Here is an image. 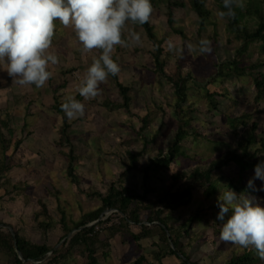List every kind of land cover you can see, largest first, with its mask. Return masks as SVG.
<instances>
[{"label":"rangeland","instance_id":"rangeland-1","mask_svg":"<svg viewBox=\"0 0 264 264\" xmlns=\"http://www.w3.org/2000/svg\"><path fill=\"white\" fill-rule=\"evenodd\" d=\"M171 1L181 3V6H175L171 9H173L174 13L175 26L186 31L187 39L185 40L180 35L170 33L168 30L167 13L170 8L168 5ZM212 1L209 0V5L213 9L212 18L213 21L218 22V26L217 28L212 27L203 35L199 33L203 18L201 15L199 17L193 9V0H160L151 14V21L156 25L160 36H166L167 39L172 37L181 45L188 41L196 43L202 37L207 38L211 42V53L207 55L191 56L186 54L181 59L178 55L165 52L160 58V62L165 63L168 70L173 73H176L178 65L182 64L184 72L193 70L195 75L200 77L197 80L189 78L192 81L189 83L188 90L189 100L193 103L194 108L191 111V115L194 117L193 124L198 129V135L196 137L189 136L185 141L188 156L179 157L168 170L161 173L158 179L151 182L153 186L170 187L172 184L171 173L184 166L193 165L195 167L201 165L206 167L207 162L205 159L212 153L214 146H224L225 142L231 143L234 139V130L228 123L226 115L240 114L245 110L254 109L251 100L255 95L253 84L255 71L247 75H235L233 77H217L213 73L221 60L233 57L241 46L246 48V51L243 50L245 64H258L264 61V50H262L264 44L256 39L248 42L234 39L231 42L232 36L227 29L228 19L224 21L217 20L214 12L218 8ZM247 2L248 0H246V8L244 9V20L253 24L256 19L249 12L250 6ZM256 3H259L258 0ZM132 27L133 30L141 33L142 46L131 49L118 46L114 59L116 58L118 60L117 63L120 65L121 71L119 74L122 82L127 85H134L135 102L133 109L137 113V117L127 115V111L124 109L110 112L104 107L103 102L107 98L113 101L121 99L118 89L109 77L105 83L100 85L101 95L98 98L84 101L83 97H81V101L86 106L84 117L73 120L78 121L74 125L72 124L73 121H69L68 126L63 128L64 119L54 108L55 93L51 90L55 89V85L60 83L58 86L63 85V90H65L68 86V81L66 80L68 77L75 81L72 78L74 71L78 72L82 78L86 68L91 63L92 56L98 55V53L93 51L82 55L80 51L81 45L73 29L64 27L59 21H56L51 51L55 52L60 62L52 66L53 77L40 89L34 85L21 87L12 83L8 89L0 91V117L7 118V108L12 109L14 115L12 125L16 130L17 136L24 137V146L26 148H22V152L27 155L25 158L29 160V163L12 167L8 173L14 179L21 180L19 185L22 188L19 193L13 191L12 194L4 196L7 197L6 200L0 201V205L5 206L4 209L0 210V219L5 221L4 224H21L23 228L21 233L30 232L35 238L40 239L41 232H38V223L35 220V214L41 207L38 198L49 202L51 215L56 224H60L57 204L52 202L49 196L47 197L48 188L52 186H55L59 192L60 208H62L64 213L75 218H78L85 211L95 209L100 204L97 199L89 198L87 194L81 192L92 187H99L102 191H106V182L111 178L119 177L122 183L132 184L140 192L145 191L147 184L140 174L134 170L124 174L129 158L123 153L121 156L117 155L115 152L117 150L116 146L119 139H133L132 134L134 132H132V127L127 124V121L131 119V122L135 120V123L139 124L140 117L145 116L149 110L153 111L150 116L154 119L156 118L154 130L161 126L160 118L162 113L155 109L153 104L155 102L159 103L161 99L166 104V108H168V116L156 144L154 146L147 145V156L151 155L158 146H163L167 149V144L170 142L173 129L176 126V118L172 116L169 106H172V103H177L178 99L174 94L172 85L167 83L164 86L158 85L154 71L156 61L152 54L154 47L146 39L142 26ZM216 32H218V35ZM209 36L212 38L209 39ZM260 46L262 49H260ZM6 76H8V73L3 68H0V78H5ZM80 79L76 83L71 84L65 94L58 95L59 101H62L66 95H75L77 98L76 88ZM203 79H206V81L202 82ZM65 80L66 83H64ZM205 87L212 90L226 88L230 92L229 97L218 98L217 106L214 107L208 102ZM258 113L262 131L264 132V105L259 108ZM26 121L29 123L27 129L24 128ZM61 130L77 144L76 153L78 154V159L74 162L77 171L74 176L67 171V158L62 157L60 154L58 140ZM218 140H222V142L218 143ZM137 143H140V141ZM141 143L146 144L143 140H141ZM138 147L141 148L142 146ZM10 148L11 152H13L14 144L11 138ZM221 151L222 149L218 150L220 153ZM194 155L200 158L199 162H195L192 158ZM147 156L143 157V160H146ZM229 175L233 176L234 184L239 187L236 192L240 193L247 191L245 189L241 190V188H243L244 182L248 183L250 179H254L255 170L248 172L243 178L236 170H231ZM28 180L31 181L30 184L26 183ZM225 188L228 187L226 185L220 186L216 195L211 197L210 200L206 198L205 191L202 188L194 189V198L189 203H186V199H181L177 215L182 220H187L192 217L203 203L210 204L213 208L217 207L220 189ZM252 189L255 194L247 191L248 194L255 196L257 202L264 204V180L254 179V187ZM112 212L113 210L106 211L103 218L106 219ZM39 216L40 220L46 219L44 215ZM118 220L116 218L110 222L108 221L106 226L109 227L114 221ZM116 223H121V219ZM134 229L136 230V228ZM201 232L203 233V238L201 242L196 243V246H200L199 249L204 252L212 253L218 248L219 250L223 248L225 255L232 252V248L238 252L244 251V248L236 245L226 244L225 242H211L209 237L214 232L211 226L203 225ZM60 235H54L52 240L58 241ZM108 235V230H104L100 242L102 243ZM129 239L126 233L125 235L112 237L110 239L112 247L109 258L103 257L102 248H100L101 264H134L141 256L143 250L150 251L152 249L151 242L147 238L142 240L141 248ZM184 239L188 240L187 238ZM3 258L4 256L0 254V264H4ZM82 263L83 259L79 257L70 259L68 264ZM165 263L180 264L174 258H166Z\"/></svg>","mask_w":264,"mask_h":264},{"label":"trees","instance_id":"trees-1","mask_svg":"<svg viewBox=\"0 0 264 264\" xmlns=\"http://www.w3.org/2000/svg\"><path fill=\"white\" fill-rule=\"evenodd\" d=\"M159 1L152 0L153 9L156 8ZM212 2L217 8L222 9V0H213ZM256 2L257 0H248L247 2L250 6L249 12L256 19L253 24L244 20L245 11L240 9L236 10L235 19H228L227 29L232 36L231 42L234 39L243 42L256 39L264 43V0H258V4ZM168 6L170 7L167 13L169 32L180 35L183 40L187 39L185 29L175 26L174 13L171 9L181 6V3L171 1ZM192 6L199 17L201 15L203 18L200 35L206 34L212 27L217 28L218 22L213 21V9L209 5V0H193ZM142 28L146 39L154 47L152 54L156 61L154 71L158 85L164 86L166 83L172 85L178 99L177 103H172V106H169L172 116L176 118V126L173 129L170 142L167 144V149L158 146L151 155L147 156V145L154 146L156 144L168 116V108L161 99L159 103H153L155 109L162 113L161 126L154 130L156 118L150 116L153 111L149 110L145 116L140 117L139 124H136L135 120L127 121L134 132L133 139H119L116 146L117 155L121 156L123 153L129 158L124 174L130 173L132 170L140 174L147 184L145 191L140 192L136 186L122 183L119 177L111 178L106 182V191H102L99 187H92L81 192L87 194L89 198L97 199L100 204L95 209L85 211L75 218L63 212L59 206L58 190L55 186L49 187L47 197L49 196V199L57 204L60 224H56L51 215L49 202L38 198L41 208L36 212L35 220L38 223L37 230L41 232L40 239L35 238L30 232L21 233L23 230L21 224L10 223L14 231L6 226H1L0 254L4 256V264H68L70 259L79 257L83 259L82 264H101L100 248H102L103 257L109 258L112 247L110 239L117 235H125V233L130 238L129 240L140 248L142 240L146 238L152 245L150 251L143 250L134 264H166V258H174L180 264L262 263L253 249H244L243 252H238L232 248V252L225 255L223 248L207 253L199 249L200 246H196V243L201 242L203 238L201 232L203 225L211 226L214 229L213 235L209 237L211 242H223L219 238L220 231L223 223L231 216V212L226 214L224 220H218V206L213 208L206 203H203L187 220H182L177 212L181 199H186V203H189L194 198V189L202 188L208 200L216 195L218 188L222 185L235 191L239 190L229 172L236 170L243 178L248 172L254 171L258 163L264 161V132L258 113L259 108L264 105V61L258 64H245L243 50L246 51V48L244 46L239 47L233 57L221 60L213 73L217 77H233L247 75L252 71L256 72L253 76L255 95L251 100L254 109L245 110L240 114L226 115L228 123L234 130V139L231 143L225 142L224 146L218 145L217 147L215 145L212 153L205 159L206 167L201 165L184 166L171 173L172 184L170 187L153 186L151 182L158 179L161 173L168 170L179 157L188 156L185 141L189 136L196 137L198 135V129L193 124L194 117L191 115V111L194 108L193 103L189 100L188 90L189 83L192 81L189 78L197 80L200 77L195 75L193 70L184 72L182 64L178 65L176 73L168 70L167 65L160 62V58L165 53L167 37L158 34L157 27L151 19ZM216 34L218 35V32ZM211 38L209 36V39ZM260 48L262 49L261 46ZM110 77L112 83L118 88L121 99L113 101L107 98L103 102L104 107L111 112L124 109L127 111V115L137 117V113L133 109L135 95L132 91L134 85L124 84L119 75ZM205 81L206 79H203L202 82ZM11 84L10 76L0 78V91L8 89ZM205 89L208 102L214 107L217 106L218 98H227L230 94L226 88L212 90L205 87ZM62 90L63 85L54 91L56 98L54 108L63 117V128H65L68 126L69 120L62 111L61 101L58 98V95H62ZM77 99L81 100L79 94ZM6 116L7 118L0 117V201L2 202L7 199L4 197L5 195L12 194L13 191L19 193L22 188L19 185L21 180L9 176V171L14 166L29 163V160L25 158L27 155L22 152V148H26L24 137H18L12 125L14 115L11 108H7ZM77 122L73 121L72 124ZM28 125L29 123L26 121L24 128L27 129ZM62 130L58 140L60 154L67 158L68 170H66L74 176L77 171L74 165L78 159L77 144ZM10 138L14 144L13 152L10 148ZM141 140L146 144H142ZM139 141L140 143L136 144ZM219 142L222 140H218ZM140 145L141 148L138 147ZM219 149H222L221 153L218 152ZM145 156L147 158L143 160ZM121 158L125 161L123 157ZM192 158L195 162L200 161V158L195 155ZM30 182L26 181L27 184ZM24 188L26 187L24 186ZM252 188H249L248 183L244 182L241 190L245 189L249 193L255 194ZM4 207V205H0V210ZM108 210H113V212L104 219ZM39 215H44L46 219L40 220ZM116 218L119 219L118 221L121 219V223L114 221L111 226H106L108 221ZM0 223L3 224L5 221L0 219ZM104 230H108L109 235L101 243ZM54 235H60L56 242L52 240ZM184 238L188 240L186 241ZM21 252L23 258L20 257Z\"/></svg>","mask_w":264,"mask_h":264},{"label":"clouds","instance_id":"clouds-1","mask_svg":"<svg viewBox=\"0 0 264 264\" xmlns=\"http://www.w3.org/2000/svg\"><path fill=\"white\" fill-rule=\"evenodd\" d=\"M245 8L246 0H222V9H216L214 15L218 21L235 19L236 10ZM152 12V0H0V68L13 84L43 88L54 75L52 66L60 62L51 51L59 21L73 29L82 55L98 53L92 56L83 77L78 78L76 88L84 101L96 99L101 95L100 85L121 71L114 59L117 47L142 46V35L132 26L149 23ZM164 51L181 59L186 54L207 55L211 53V42L202 37L196 43L181 45L169 37ZM60 106L69 121L85 115V103L75 95H66ZM254 179L264 180V161L255 166ZM254 179L248 181L249 188L254 186ZM217 206L218 220L231 212L222 225L220 240L255 250L264 264V204L247 191L237 193L228 187L220 189Z\"/></svg>","mask_w":264,"mask_h":264},{"label":"crops","instance_id":"crops-1","mask_svg":"<svg viewBox=\"0 0 264 264\" xmlns=\"http://www.w3.org/2000/svg\"><path fill=\"white\" fill-rule=\"evenodd\" d=\"M252 40V39H251ZM250 41V40H249ZM264 44V43H263ZM261 49V48H260ZM116 59V58H115ZM116 61L118 62V60L116 59ZM9 76V75H8ZM7 77V76H6ZM110 77V76H109ZM119 77H120V74H119ZM111 78V77H110ZM67 81H68V86L65 88V90H62V95L63 94H65V91L66 90H68L69 89V86L71 85V84H73V83H76L77 81H78V79L77 80H75V81H72L69 77L66 79ZM66 80L64 81V83H66ZM120 80H121V78H120ZM122 81V80H121ZM61 84V83H60ZM60 84H58V85H60ZM125 84V83H124ZM58 85H55V89H52L51 91L54 93V91L55 90H57L58 88H59V86ZM115 86V85H114ZM118 89V88H117ZM119 91V90H118ZM133 92V91H132ZM119 95H120V92H119ZM121 98V97H120ZM62 102V101H61ZM55 103H56V98H55ZM54 103V104H55ZM134 105V104H133ZM108 110V109H107ZM109 111V110H108ZM111 112V111H110ZM114 112V111H113ZM126 114H127V112H126ZM50 205V204H49ZM41 206V205H40ZM41 208V207H40ZM1 224V223H0ZM7 227V226H6ZM22 255H23V253H22ZM32 261V260H31ZM33 262V261H32Z\"/></svg>","mask_w":264,"mask_h":264},{"label":"water","instance_id":"water-1","mask_svg":"<svg viewBox=\"0 0 264 264\" xmlns=\"http://www.w3.org/2000/svg\"><path fill=\"white\" fill-rule=\"evenodd\" d=\"M94 223H95V222H94ZM90 225H91V224H90ZM1 226H7V227L10 228L12 231H14V228H13L11 225H6V224H4V223H3V224L1 223V224H0V227H1ZM20 257L23 258L22 252L20 253Z\"/></svg>","mask_w":264,"mask_h":264},{"label":"built area","instance_id":"built-area-1","mask_svg":"<svg viewBox=\"0 0 264 264\" xmlns=\"http://www.w3.org/2000/svg\"><path fill=\"white\" fill-rule=\"evenodd\" d=\"M79 77H80V75L77 72L73 73V78L78 79Z\"/></svg>","mask_w":264,"mask_h":264}]
</instances>
